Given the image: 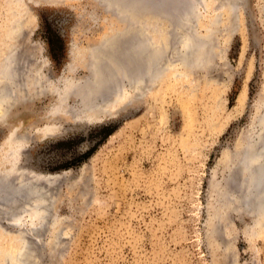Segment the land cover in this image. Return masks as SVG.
<instances>
[{
	"label": "rangeland",
	"instance_id": "374dc122",
	"mask_svg": "<svg viewBox=\"0 0 264 264\" xmlns=\"http://www.w3.org/2000/svg\"><path fill=\"white\" fill-rule=\"evenodd\" d=\"M13 1L0 0V55L14 51L39 86L17 77L25 90L0 122V170L59 176L41 226L0 212V264L18 229L26 264H264V193L250 205L245 155L262 144L264 0H16L28 30L11 42ZM120 29L116 60L134 53L152 83L131 89L126 64L108 62L120 88L99 102L84 94L87 56Z\"/></svg>",
	"mask_w": 264,
	"mask_h": 264
},
{
	"label": "bare ground",
	"instance_id": "6f19581e",
	"mask_svg": "<svg viewBox=\"0 0 264 264\" xmlns=\"http://www.w3.org/2000/svg\"><path fill=\"white\" fill-rule=\"evenodd\" d=\"M128 4L130 3H134L132 0H125ZM138 1V4H139V1L141 0H137ZM167 1V0H166ZM177 1V0H176ZM16 0L13 1L12 3V6H11V9L9 10L13 19L14 18H17V19H14L12 20V22H10L11 24V27L10 28H13L14 31H16V36L13 35V37L11 36V34L8 36V40H10L11 42L12 41H15V40H20L22 34H24L28 29L23 26V20H22V15H24L23 13V10L20 6V8L18 9H15L13 6H15L16 4ZM136 2V1H135ZM148 2V1H147ZM167 2L170 3V1L168 0ZM174 3V1H172ZM145 3V2H144ZM177 3V2H176ZM122 4H125V3H122ZM146 4V3H145ZM144 4V6H145ZM150 3L148 2V5ZM156 4V3H154ZM181 4V3H180ZM137 5V3H136ZM135 5V6H136ZM148 5L146 4L147 8L149 9ZM160 5V4H159ZM132 6V5H131ZM150 6V5H149ZM161 6V5H160ZM169 4L167 5V8H168ZM113 7V6H112ZM158 7V6H157ZM144 8V7H143ZM164 8V6H163ZM166 8V9H167ZM121 9V8H120ZM160 10V9H159ZM150 11V9H149ZM167 11V10H165ZM175 11V10H174ZM21 12H23L21 14ZM151 12V11H150ZM161 12V11H160ZM168 12V11H167ZM170 12V11H169ZM168 12V14H169ZM178 12H181L178 10ZM166 13V12H163V14ZM180 14V13H179ZM165 15V14H164ZM166 16V15H165ZM10 18V17H9ZM10 20V19H9ZM25 21V20H24ZM128 31V30H127ZM132 33H130L131 35H133V31H131ZM190 32V31H189ZM188 33V32H187ZM188 35V34H186ZM190 36V35H189ZM187 36L185 37L184 39H186L185 41V54L189 48V40L191 41V38ZM192 37H195V35H191ZM132 38V37H131ZM134 38V37H133ZM183 38V37H182ZM194 39V38H192ZM131 40V39H130ZM141 41V40H140ZM188 41V42H187ZM131 42V41H130ZM183 42V40H182ZM135 43V42H134ZM131 44V43H129ZM184 44V43H182ZM146 45V44H145ZM148 45V48H149V45L151 46V44H147ZM147 45L145 46L147 48ZM183 45H181L182 47ZM118 47V46H117ZM116 47V48H117ZM197 47V46H196ZM180 48V47H179ZM7 49V48H5ZM12 49V48H11ZM132 49V48H131ZM4 51V50H3ZM182 51V50H181ZM127 52V51H125ZM129 53V52H128ZM131 53V52H130ZM137 53V52H136ZM123 54V53H122ZM121 54V55H122ZM127 54V53H126ZM165 54V53H164ZM183 54V52L181 53ZM13 55H16L14 51H4L1 55H0V122H3L5 117L7 116L9 110L12 108V106H15L16 102L21 99L22 97V89L24 88H21L22 85H26V86H30L32 85L34 90L36 91V89L38 88V84H37V78H36V75H34V79L31 82H29V80H27V76L25 74H27L25 72V74L23 73V77L25 76V81L23 79V82L25 83H19L21 82L20 79L23 78L22 77V73L20 72H23L20 67L22 66L21 63L23 64V62H21L19 64V60L21 58H16V61H15V57H17V55L15 57H13ZM97 55V58L100 56L98 54H95ZM155 55L154 53L153 54H149L148 55H145V59L147 60L148 64L150 62V64L152 65L155 58L157 57L158 54H156V56H153ZM131 60L133 61L134 57H135V54L133 55H129ZM181 56V55H180ZM121 57V56H120ZM12 58L14 60H12ZM158 58V57H157ZM156 58V61L158 60ZM188 58V57H187ZM120 62L122 65L126 64V60L125 58H120ZM123 59V60H122ZM18 60V62H17ZM100 60V59H99ZM119 60V59H118ZM129 59H127L128 61ZM135 60V59H134ZM187 60V59H186ZM35 61V60H34ZM131 61V64L134 62ZM155 61V62H156ZM125 62V63H124ZM139 62V61H138ZM184 63V61H182ZM186 63V62H185ZM184 63V65H185ZM94 64H95V61H94ZM21 65V66H20ZM120 65V64H119ZM20 66V67H19ZM108 66V65H107ZM133 66V65H132ZM149 66V65H148ZM155 65H153L152 67H154ZM159 66V65H158ZM157 66V67H158ZM104 67V66H103ZM111 68V67H110ZM156 68V67H155ZM30 69V68H29ZM35 69V68H34ZM121 69V68H120ZM149 69V67H148ZM21 70V71H20ZM36 70V69H35ZM114 70V69H113ZM131 70V71H130ZM28 71V70H27ZM37 71V70H36ZM130 73L131 74H139L141 71H140V68L137 67L135 68L134 70V67L132 68L130 66V69H129ZM163 71V70H162ZM103 72V73H102ZM161 72V71H160ZM110 73V72H109ZM152 73V72H151ZM162 73V72H161ZM101 74H105L107 75V72L106 70L104 71V69L101 71ZM21 75V78L19 77V80L17 79V77ZM97 76H94V78H92L91 80L89 81H86V87L84 90V94L88 95V93H92V88L95 87L96 89L98 88L96 85H94V79L97 77L98 80H100V75H99V71L98 73H96ZM153 75V74H152ZM143 77V76H142ZM150 77V76H149ZM18 81V83H17ZM28 81V82H27ZM108 82H112L111 80H107ZM23 85V86H24ZM109 86V85H108ZM25 87V86H24ZM31 87V86H30ZM108 87L105 88V90L107 89ZM82 89V88H81ZM110 89V88H109ZM25 90V89H24ZM28 90V89H27ZM83 90V89H82ZM89 91V92H88ZM136 91V90H135ZM105 92V91H104ZM107 92V91H106ZM136 93V92H135ZM24 94V93H23ZM94 95V94H93ZM109 95V94H108ZM100 97L102 96H99L97 97V99H99ZM96 99V100H97ZM97 106H99L97 104ZM68 108L65 106H63V110H67ZM263 120V119H262ZM264 121V120H263ZM264 124V122H263ZM264 127V126H263ZM261 128L263 129V134L260 136L259 140L262 144H257V146L253 147L252 148V145H251V149H249L250 151L247 152L246 155V160L249 161V171L252 172L253 174H251V179H249V181L247 182L248 184V187L250 188L249 190L251 191V197L252 198L250 200V205L253 204V205H258L262 203H259L260 201L262 202V200L260 199L262 194L264 193V166H262L264 163L262 164H258L259 163V158L262 159L264 158V128ZM13 138V142H16L19 144L20 140V137H18V134L14 135ZM20 139V140H19ZM19 150H16L13 154H12V157L15 158V156H17V158L19 159ZM245 159V158H244ZM258 160V166L255 165L256 163L254 162H257ZM262 162H263V159H262ZM14 163V162H13ZM13 167V170L12 171H6V170H0V212H4V215L6 214V216L8 215L10 217V220L13 221L14 224H16L17 226L22 222V221H25L23 220V218H25V216L27 217L28 221H25V223L28 224V227L31 226L32 227H39L42 225V222L44 221V214L47 212V209H43V204L46 203V201H48L49 199V193L47 192L46 189L42 188V186H40L38 184L39 181H46L45 183H50L49 180L47 179H42L40 178L39 176H30V180H25L27 177H24L25 179H23L22 177L20 178V176L22 174H25L23 172L20 171V169L16 168V166L14 165H11ZM262 166V167H261ZM15 172V173H14ZM19 175L18 178L15 180H10V177L13 175L16 174ZM55 176V175H54ZM59 176V175H58ZM62 176V175H61ZM46 177H49V176H46ZM20 178V179H19ZM19 179V180H18ZM53 182V181H52ZM51 182V183H52ZM54 184V183H52ZM52 184H49V185H52ZM49 194V195H48ZM52 198V197H50ZM249 198V199H250ZM264 200V199H263ZM248 203V202H247ZM26 207H30V210L26 209ZM13 217V218H12ZM26 219V220H27ZM10 221V222H11ZM23 225V223H22ZM30 229V228H29ZM35 229V228H34ZM36 230V229H35ZM31 231V229L29 230ZM37 231V230H36ZM4 235H6V231H3ZM7 232H11L10 230L7 231ZM14 232V231H13ZM24 231L23 230H20L18 229L17 231H15L14 234H11L9 235V233L7 234V236H11V237H16L17 238V243H16V248H17V252L16 254L12 255V256H9L7 257L6 259H4V262L5 263H9V264H16L18 262V264H23V262H21V259H24L26 260V262L24 261V263L26 264L27 263V259L28 257L26 258L25 254L27 253L26 252V249L28 245H26V239L25 238V233H23ZM27 235V234H26ZM28 240V239H27ZM34 241V240H33ZM32 241V242H33ZM29 242V241H28ZM27 242V244H28ZM32 251V250H31ZM26 252V253H25ZM34 252V251H33ZM32 253V252H31ZM33 254V253H32ZM31 254V255H32ZM27 255H30V254H27Z\"/></svg>",
	"mask_w": 264,
	"mask_h": 264
},
{
	"label": "water",
	"instance_id": "95a60500",
	"mask_svg": "<svg viewBox=\"0 0 264 264\" xmlns=\"http://www.w3.org/2000/svg\"><path fill=\"white\" fill-rule=\"evenodd\" d=\"M108 1H109V3H112L113 6H117V4L120 3V0H108ZM120 4H122V2ZM120 32L121 33L118 32L119 34L118 33H111L110 35H107L105 38H103V40L99 44L98 48H91L90 49L89 54L87 56V63H88V66H90V67L94 66L93 67L94 68V73L92 71L93 75L97 76L96 73H98V71H102L104 69V67L107 70L106 64L108 62L109 63L112 62L114 66H117V68H119V65H118L119 62L116 59H118V57H120L121 55L118 53V52H120V50H118L116 48V42L118 41V39L120 37H128V33L127 32L124 33L125 30H123V29L121 30L120 29ZM205 47H204V49H205ZM203 50H202V53H203ZM144 51L148 52L149 50L148 51L144 50ZM125 53H127L126 56L124 57L125 60H126V67L125 68H127V69L123 70L125 75L123 74V72H122V75H121L118 72V70H113V71L110 70V73L107 72V75L100 74V76H99L100 80H98L97 77L94 79L95 80L94 81V85H96L98 88L96 89L95 87H93L91 92L94 93V94L97 93L98 96L99 95L100 96L103 95L101 98L98 99L99 102L102 101L101 99H105L107 97V95L110 94L108 91L107 92L105 91L106 87H109L112 90L111 93L115 92V89L113 88L115 86V84H116V86H118V88H120V79H119L118 74L121 75V77H123V78L126 77L128 74H130L129 67H127L128 66L127 59H129V63H130V61H132V60H131L129 55H133L134 53H128V52H125ZM95 54H98L100 56L97 58V55H95ZM161 54H162V52H161ZM103 58L106 59V60H104ZM92 59L95 61V64L91 63V61H93ZM132 65L134 66V64H132ZM132 65H129V66H131L133 68ZM140 67H141L140 68L141 72L139 74H135V75L132 74V80H131V83H130L131 89L135 88V89H137V91H143L146 86H148L150 83H152L151 76L149 77L150 80H148L147 77H145L148 74V66H145L141 62V66ZM89 80H91V79H89ZM107 80H111L112 81L111 83L113 84V86H111L110 82H108ZM108 85H110V86H108ZM116 86H115V88H116ZM37 176H39L42 179H47V180L50 181V183H47V184L45 183L46 181L45 182L44 181H39L38 182V184L40 186H42V188H44L46 190H47V188L49 186H51L49 184L55 183L58 180V176L57 175H55V176L54 175H49V177H46V176H43V175H37Z\"/></svg>",
	"mask_w": 264,
	"mask_h": 264
},
{
	"label": "trees",
	"instance_id": "16d2710c",
	"mask_svg": "<svg viewBox=\"0 0 264 264\" xmlns=\"http://www.w3.org/2000/svg\"><path fill=\"white\" fill-rule=\"evenodd\" d=\"M52 40H55L54 42L53 41H51V39H48V44L50 45V51H51V53H52V55L54 56V49H53V44H55V42L57 43V44H59V47H60V41H59V39L57 38V39H52ZM59 42V43H58ZM55 46H58V45H55ZM55 48V47H54ZM107 133H106V135H110L111 134V131H109V130H107L106 131Z\"/></svg>",
	"mask_w": 264,
	"mask_h": 264
}]
</instances>
